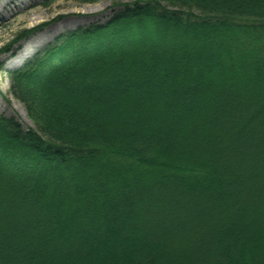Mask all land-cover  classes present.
<instances>
[{"label":"trees","instance_id":"obj_1","mask_svg":"<svg viewBox=\"0 0 264 264\" xmlns=\"http://www.w3.org/2000/svg\"><path fill=\"white\" fill-rule=\"evenodd\" d=\"M107 19L7 72L0 264H264V0Z\"/></svg>","mask_w":264,"mask_h":264},{"label":"rangeland","instance_id":"obj_2","mask_svg":"<svg viewBox=\"0 0 264 264\" xmlns=\"http://www.w3.org/2000/svg\"><path fill=\"white\" fill-rule=\"evenodd\" d=\"M133 1L135 0L78 3L74 0H55L46 4V0H0V49H6L0 51V113L13 116L24 127L35 128L22 104L8 92L7 72L10 67L3 69L8 59L17 55L24 47L30 49L29 55L32 56L61 34L78 27L104 24L117 4ZM39 24L42 25L37 30L28 32ZM19 34H23V37L14 41ZM25 61V58H21L19 65Z\"/></svg>","mask_w":264,"mask_h":264},{"label":"bare ground","instance_id":"obj_3","mask_svg":"<svg viewBox=\"0 0 264 264\" xmlns=\"http://www.w3.org/2000/svg\"><path fill=\"white\" fill-rule=\"evenodd\" d=\"M30 53V49H28L27 47L22 48L17 55H15L14 57L8 59L5 63L4 67H13L15 64H18V62H20L21 58H25L29 55Z\"/></svg>","mask_w":264,"mask_h":264},{"label":"water","instance_id":"obj_4","mask_svg":"<svg viewBox=\"0 0 264 264\" xmlns=\"http://www.w3.org/2000/svg\"><path fill=\"white\" fill-rule=\"evenodd\" d=\"M27 57H29V56H27ZM18 65H19V62H18V64H15L13 67L18 66Z\"/></svg>","mask_w":264,"mask_h":264}]
</instances>
